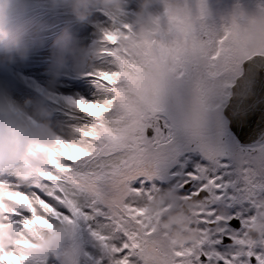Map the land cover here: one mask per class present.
Masks as SVG:
<instances>
[{"label": "snow or ice", "instance_id": "obj_1", "mask_svg": "<svg viewBox=\"0 0 264 264\" xmlns=\"http://www.w3.org/2000/svg\"><path fill=\"white\" fill-rule=\"evenodd\" d=\"M183 6L185 18L161 13L166 30L137 36L123 11L101 28L88 73L96 92L67 101L63 150L23 182L0 174L22 196L14 222L33 238L64 225V247L55 258L0 249V264H264V235H245L264 201V128L242 139L253 107L232 99L246 17L216 29L204 0ZM221 65L233 76L210 91ZM162 195L158 211L144 207ZM180 209L196 236L176 245L154 225Z\"/></svg>", "mask_w": 264, "mask_h": 264}, {"label": "clouds", "instance_id": "obj_2", "mask_svg": "<svg viewBox=\"0 0 264 264\" xmlns=\"http://www.w3.org/2000/svg\"><path fill=\"white\" fill-rule=\"evenodd\" d=\"M40 1L43 4V13L49 4L53 10L65 9L77 22L88 20L97 8L117 14L126 6V0ZM17 5L24 6L27 17L17 16V22L14 23L13 18H9V13ZM32 5L33 0H24L23 3L22 0H0V89L5 95L0 96V99L6 101L0 102V174H10L20 182L24 181L26 173L48 167L50 159L56 155L53 149L63 150L64 146L56 141L57 132L50 127L48 117H64L66 121H72L69 116L72 109L67 101L70 93H77L73 90L77 82L70 83L73 70H70L67 64L71 59L73 69L78 70L82 67L85 55L83 50L76 48L77 46L74 47L76 49L70 46L73 41L67 30L63 31L54 43L43 39L38 22L31 13ZM157 7L161 10H155ZM163 11L180 18L186 17L183 0H137L135 13L127 23L137 36L166 30L167 21L162 19L161 15ZM19 21L21 22L16 31L9 29L8 26ZM190 22L197 30L202 27L194 18ZM34 27L37 32L35 37ZM239 36V47L249 52L264 51V12L247 16L239 28ZM219 70L223 74L211 82L210 91L221 90L224 82L233 76L223 65ZM5 72L9 73L11 81H5ZM50 75H59L56 83L51 82ZM20 76L21 79L15 84V79ZM52 94L57 98L52 97ZM35 99H46L50 109L34 102ZM64 105L66 108L61 107ZM65 120L61 122H66ZM62 126L70 127L68 123ZM167 198L162 195L147 201L144 207L156 212ZM19 199H22L21 195L15 194L7 186H0V249L17 254L55 258L58 251L64 247L66 227L57 224L53 230L44 231L39 238H33L26 227L18 226L14 222ZM259 205L260 215L245 231L249 239L264 235V201H260ZM154 227L167 234L169 240L176 245L187 243L196 236V233L188 228L186 209L167 214ZM20 240L27 241L33 247L17 245L16 241Z\"/></svg>", "mask_w": 264, "mask_h": 264}, {"label": "rangeland", "instance_id": "obj_3", "mask_svg": "<svg viewBox=\"0 0 264 264\" xmlns=\"http://www.w3.org/2000/svg\"><path fill=\"white\" fill-rule=\"evenodd\" d=\"M23 1L24 0H22V3ZM204 3L207 12V22L216 29H220L222 25L227 26L234 14L243 13V15L247 17L249 15H255L256 13L261 12V9H264V0H204ZM136 4L137 0H126V6L123 9L125 15L121 17V19L127 20L128 18H131L136 10ZM42 9L43 4L41 1L33 0L31 13L38 22V28L40 29L43 39H49V41L54 43L57 37H59L63 31L67 30L71 41H73L70 46L72 48L77 46L76 48H78V50H83L85 53L82 67H80L78 70L73 69L71 59L68 61V67L70 70H73L70 83L74 84L77 82L75 84L76 87L73 88V90L77 91V93H70L68 95L69 99H91L92 95L96 92L93 79L90 75H88L90 70L97 64V61L93 55V51L96 47L97 41L100 38V30L101 28L107 27L110 24L109 17L112 15V13L97 8L94 10V14H92L88 20H86L88 27L85 28L86 21L77 22V20H75L69 12L67 13L65 9L53 10L50 8L49 4L45 13H43ZM155 10L160 11L161 9L157 7ZM25 12L26 10L24 9V6L21 7L17 5L12 9V11H10L9 18H16L17 16H20V18H26L27 16H25ZM20 22L21 21H19L17 24L8 26L9 29L16 31ZM34 34H37L36 27H34L33 36ZM80 45L82 48H79ZM258 51L259 50L253 52L246 51L244 54L240 55V67L238 69L239 75L242 72V62ZM261 52L264 53V51ZM49 78L52 83H56L59 75H50ZM0 91L2 92L1 89ZM45 95L46 93L44 96ZM51 96L57 98L56 95L52 94ZM33 101L42 104L46 109H50L46 99H35ZM61 107L66 108L65 105ZM48 120L50 127H52L57 133L61 132V130L66 131L68 129V127L64 128L62 125L68 123L69 126H71L73 123V121H66L64 117L61 119H54L52 116H49ZM63 120L66 122H61ZM26 264H39V260H30L26 262Z\"/></svg>", "mask_w": 264, "mask_h": 264}, {"label": "water", "instance_id": "obj_4", "mask_svg": "<svg viewBox=\"0 0 264 264\" xmlns=\"http://www.w3.org/2000/svg\"><path fill=\"white\" fill-rule=\"evenodd\" d=\"M242 83L243 94L238 95ZM232 92L237 94L232 97L234 101L253 107L249 123L240 133L242 139L251 142L264 128V53L256 52L242 62V72L236 77Z\"/></svg>", "mask_w": 264, "mask_h": 264}, {"label": "bare ground", "instance_id": "obj_5", "mask_svg": "<svg viewBox=\"0 0 264 264\" xmlns=\"http://www.w3.org/2000/svg\"><path fill=\"white\" fill-rule=\"evenodd\" d=\"M246 52V50L242 53V54H244ZM241 54V55H242ZM239 64H238V69H239ZM0 70H2V67H0ZM4 79H5V81H11V76L9 75V73H7V72H5V76H4ZM0 93H1V91H0Z\"/></svg>", "mask_w": 264, "mask_h": 264}, {"label": "trees", "instance_id": "obj_6", "mask_svg": "<svg viewBox=\"0 0 264 264\" xmlns=\"http://www.w3.org/2000/svg\"><path fill=\"white\" fill-rule=\"evenodd\" d=\"M134 13H135V12H134ZM133 15H134V14H133ZM128 19H130V18H128ZM128 19H127V20H128ZM127 20H125V21L127 22Z\"/></svg>", "mask_w": 264, "mask_h": 264}, {"label": "flooded vegetation", "instance_id": "obj_7", "mask_svg": "<svg viewBox=\"0 0 264 264\" xmlns=\"http://www.w3.org/2000/svg\"><path fill=\"white\" fill-rule=\"evenodd\" d=\"M258 52H261V51H258ZM263 53V52H262Z\"/></svg>", "mask_w": 264, "mask_h": 264}]
</instances>
